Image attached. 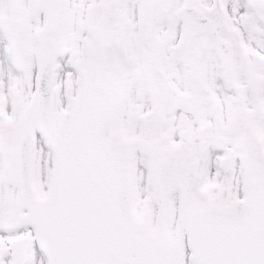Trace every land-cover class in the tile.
I'll list each match as a JSON object with an SVG mask.
<instances>
[{"label":"snow or ice","instance_id":"6c2138e0","mask_svg":"<svg viewBox=\"0 0 264 264\" xmlns=\"http://www.w3.org/2000/svg\"><path fill=\"white\" fill-rule=\"evenodd\" d=\"M0 264H264V0H0Z\"/></svg>","mask_w":264,"mask_h":264}]
</instances>
